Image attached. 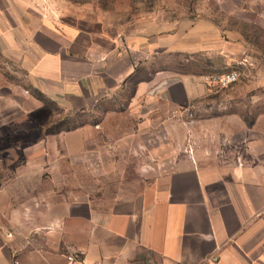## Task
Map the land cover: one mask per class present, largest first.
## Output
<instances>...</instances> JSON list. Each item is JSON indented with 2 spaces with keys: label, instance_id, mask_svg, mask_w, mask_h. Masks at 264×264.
Listing matches in <instances>:
<instances>
[{
  "label": "crops",
  "instance_id": "obj_1",
  "mask_svg": "<svg viewBox=\"0 0 264 264\" xmlns=\"http://www.w3.org/2000/svg\"><path fill=\"white\" fill-rule=\"evenodd\" d=\"M25 11L16 0H0V60L22 70L44 99L75 111L91 110L123 89L157 55H223L234 45L216 27L200 22L177 23L150 36L100 37L103 46L90 36L70 38L50 30L42 18ZM203 83V76L155 70L136 83L130 105L143 104L145 114L189 111L206 96ZM42 104L21 95L0 65V134L16 122H31ZM71 133L72 144L55 148L72 154L79 165L85 132ZM43 143L0 140V264H67L72 253L86 263L264 264V175L254 172L251 161L228 167L158 159L146 171L151 184L140 191L70 201L64 199L59 167L64 157H45ZM93 143L91 179H120L119 173H97L106 160L98 157L100 142ZM48 175L59 186L49 187Z\"/></svg>",
  "mask_w": 264,
  "mask_h": 264
},
{
  "label": "rangeland",
  "instance_id": "obj_2",
  "mask_svg": "<svg viewBox=\"0 0 264 264\" xmlns=\"http://www.w3.org/2000/svg\"><path fill=\"white\" fill-rule=\"evenodd\" d=\"M16 1L22 10H27V16L32 13L42 18L50 30L54 28L70 38L90 36L103 46L106 43L100 37L150 36L166 33L177 23L190 26L200 22L216 27L226 42L234 44L223 55H157L123 89L99 101L91 110L66 109L44 99L28 84L22 70L0 60L1 73L15 82L21 95L44 101L42 107L33 110L31 122H16L6 135L0 134V140L44 142L46 151L42 155L64 157L59 165L65 176L64 199L74 201L105 192L114 196L140 191L151 184L152 178L146 171L158 159L163 164L174 158L180 164L189 160L228 167L236 163L241 166V160L251 161L254 172L264 175V0ZM240 57H247L251 63V67L241 70L240 79L225 88L203 83L206 96L189 111L162 109L145 114L140 112L143 104L130 105L135 82L147 79L155 70L178 75L221 74L232 69ZM146 128L149 129L144 132ZM78 129L85 132L82 136L86 148L81 154L84 161L76 165L72 154H60L55 147L60 142L72 144L75 139L71 132ZM55 131L58 132L47 133ZM61 134L62 140L58 139ZM95 140L100 142L98 157L106 160L97 173H119L120 179H91L95 170L90 159L95 150L90 142ZM34 156L39 155L34 151ZM162 168L166 170L169 165ZM48 178L49 187L59 186L60 182L51 175Z\"/></svg>",
  "mask_w": 264,
  "mask_h": 264
},
{
  "label": "built area",
  "instance_id": "obj_3",
  "mask_svg": "<svg viewBox=\"0 0 264 264\" xmlns=\"http://www.w3.org/2000/svg\"><path fill=\"white\" fill-rule=\"evenodd\" d=\"M251 67L247 57H240L234 62V67L228 71L221 74H209L203 76V81L207 86H217L225 88L236 83L241 75L242 69ZM67 264L79 263V264H110L105 262H95L86 263L84 260L80 259L79 254L72 253L66 256ZM13 264H20L18 260H14Z\"/></svg>",
  "mask_w": 264,
  "mask_h": 264
},
{
  "label": "trees",
  "instance_id": "obj_4",
  "mask_svg": "<svg viewBox=\"0 0 264 264\" xmlns=\"http://www.w3.org/2000/svg\"><path fill=\"white\" fill-rule=\"evenodd\" d=\"M134 77V76H133ZM133 77H131L130 78V80L133 78ZM135 83H137V81L135 82ZM41 101H42V99H40ZM42 102H44V101H42ZM58 131H55V132H47L48 134H52V133H57Z\"/></svg>",
  "mask_w": 264,
  "mask_h": 264
}]
</instances>
